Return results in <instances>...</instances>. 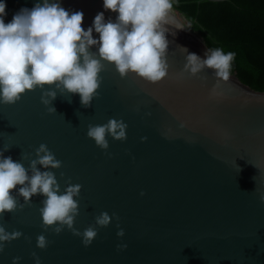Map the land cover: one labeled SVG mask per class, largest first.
<instances>
[{"label": "water", "instance_id": "obj_1", "mask_svg": "<svg viewBox=\"0 0 264 264\" xmlns=\"http://www.w3.org/2000/svg\"><path fill=\"white\" fill-rule=\"evenodd\" d=\"M5 2L7 23L38 0ZM59 2L83 12L85 29L98 12L116 16L102 0ZM170 16L181 20L173 9ZM182 22L184 30L168 25L169 68L159 82L132 73L121 78L106 63L90 107L81 105L79 94L58 93L56 112L49 113L39 88L0 104V149L9 147L4 155L34 159L44 143L62 162L52 169L61 189L69 178L81 185L76 229L83 232L101 212L116 214L84 246L67 228L45 231L43 197L33 196L30 205L0 218L6 231L22 233L5 242L0 264H13L14 257L18 264H35L33 253L41 264H264V92L232 73L224 81L211 68L186 71L187 55L204 58L206 46ZM110 118L128 125L126 139L109 136L103 150L87 129ZM21 162L27 167L29 160ZM40 234L49 241L44 249L36 244Z\"/></svg>", "mask_w": 264, "mask_h": 264}, {"label": "clouds", "instance_id": "obj_2", "mask_svg": "<svg viewBox=\"0 0 264 264\" xmlns=\"http://www.w3.org/2000/svg\"><path fill=\"white\" fill-rule=\"evenodd\" d=\"M6 6L5 0H0V104H14L26 91L39 88L41 102L49 113L56 112L52 101L58 93L79 94L81 105L90 107L98 96L100 73L106 63L114 65L121 78L132 73L147 82L161 81L169 68V41L165 35L170 32L168 25L175 24V30L186 29L170 16L173 0H102L103 9L116 13L115 19H105L104 12H98L87 29L82 27L83 12L66 10L59 0H38L31 9L21 8L7 23ZM94 32L98 36L94 37ZM234 57V52L225 53L219 47L206 48L204 58L189 53L184 69L196 75L211 68L218 80L227 81ZM127 127L122 119L110 118L102 125L89 124L87 136L107 150V137L123 141ZM8 149L7 145L0 149V218L5 212L30 205L32 197L39 195L43 197L39 212L44 230L51 226L59 234L67 228L88 246L97 236V227L108 226L116 216L101 212L93 225L79 231L74 223L79 214L81 185L72 184L69 178L61 189L52 169H59L62 162L44 143L35 149L34 159L22 154L21 160H13L4 155ZM23 159L29 160L27 167ZM18 198H23V203ZM260 200L264 202V193ZM21 235L17 230L6 231L0 224V252L5 242ZM117 235L122 237L124 230ZM48 243L44 234L37 236L40 249ZM32 255L35 264H41L39 257ZM19 260L14 257L13 264Z\"/></svg>", "mask_w": 264, "mask_h": 264}, {"label": "trees", "instance_id": "obj_3", "mask_svg": "<svg viewBox=\"0 0 264 264\" xmlns=\"http://www.w3.org/2000/svg\"><path fill=\"white\" fill-rule=\"evenodd\" d=\"M172 9L206 48L234 52L230 73L264 92V0H173Z\"/></svg>", "mask_w": 264, "mask_h": 264}, {"label": "bare ground", "instance_id": "obj_4", "mask_svg": "<svg viewBox=\"0 0 264 264\" xmlns=\"http://www.w3.org/2000/svg\"><path fill=\"white\" fill-rule=\"evenodd\" d=\"M171 17H172V19H173L176 23L182 25V24H181L182 20L179 19V20L181 21V22H180L177 18H175V17H173V16H171ZM182 23H183V22H182ZM182 26H183V25H182ZM182 30H184V29H182ZM188 35H189V33H188Z\"/></svg>", "mask_w": 264, "mask_h": 264}]
</instances>
